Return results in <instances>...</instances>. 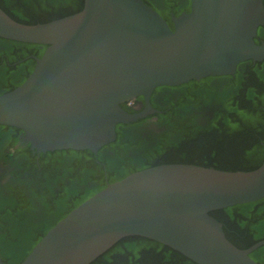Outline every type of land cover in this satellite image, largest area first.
<instances>
[{
  "label": "water",
  "instance_id": "obj_1",
  "mask_svg": "<svg viewBox=\"0 0 264 264\" xmlns=\"http://www.w3.org/2000/svg\"><path fill=\"white\" fill-rule=\"evenodd\" d=\"M169 25L143 0H84L72 14L27 24L0 7V37L42 47L33 68L0 94V126L35 154L98 150L131 114L130 100L159 86L233 75L264 59L263 0H190ZM264 198V159L252 170L162 163L105 185L50 227L19 264H91L127 236L170 247L196 264H260L210 212ZM0 264H4L0 257Z\"/></svg>",
  "mask_w": 264,
  "mask_h": 264
},
{
  "label": "trees",
  "instance_id": "obj_2",
  "mask_svg": "<svg viewBox=\"0 0 264 264\" xmlns=\"http://www.w3.org/2000/svg\"><path fill=\"white\" fill-rule=\"evenodd\" d=\"M11 6L21 0H0ZM145 3L149 4L146 0ZM84 0H35L25 10L0 7L21 23L35 24L79 11ZM5 6V5H4ZM264 36V24L257 29ZM0 94L20 84L34 61H11L39 45L0 37ZM35 48V49H31ZM41 48V49H40ZM27 68L26 73L14 72ZM14 72V73H13ZM183 87L176 104L158 108L165 127L147 137L135 130L115 128V139L95 156L90 150H56L41 153L38 166L28 144L13 148L22 132L0 126V163L11 177L0 180V257L4 264H19L41 236L77 204L105 185L144 167L162 163H194L219 169L252 170L264 159V59L244 61L233 75L203 78ZM216 80V82H215ZM201 84V85H200ZM211 87L203 89L206 85ZM203 91V92H202ZM193 104H197L193 105ZM126 109L127 105L124 106ZM192 110H190V109ZM207 111L201 115L196 111ZM129 110V109H128ZM112 152L109 154L107 152ZM10 167L7 168V164ZM5 175L4 173L2 174ZM221 221L226 237L238 248L264 238V198L210 212ZM60 217L51 224L54 217ZM264 264V245L250 253ZM91 264H196L181 253L141 236H127Z\"/></svg>",
  "mask_w": 264,
  "mask_h": 264
},
{
  "label": "flooded vegetation",
  "instance_id": "obj_3",
  "mask_svg": "<svg viewBox=\"0 0 264 264\" xmlns=\"http://www.w3.org/2000/svg\"><path fill=\"white\" fill-rule=\"evenodd\" d=\"M21 1L25 2L26 4L23 3L19 6L18 5L11 6L8 3H3L2 1H0V5L3 8L8 6V7H16L19 10L20 9L25 10L26 8L31 7L32 3L35 2V0H21ZM146 1L149 2V5H151L164 19L167 20V22L169 23L170 26H172L171 18L173 16H177L183 12H187L190 9V0H146ZM263 4H264V0H263ZM257 40L258 41H256V39H255V41L258 43L264 41V36L258 37ZM1 48H2V46L0 45V49ZM31 49H35V48H31ZM41 51L40 50H34L30 53H27V54L25 53V55H23L20 58H18V56H16L11 61H16V63H20V62H23V61L29 60V59H31V61H35V58L40 56ZM0 58L1 59L5 58L6 61H10V59L7 56H5L4 54H2ZM16 71H21L24 74L27 72V68H23V69L17 68L14 70V72H16ZM209 77H218V76H209ZM205 78H207V77H205ZM192 81H197V82L202 84L201 79L200 80H191L189 82H192ZM189 82L179 84V85H173V86H171V85L159 86V87H156L151 92L148 99H145L143 96H138L137 98L130 100L126 105H127V108L129 109V110L127 109V112H129L131 114L147 113L149 110H153V111L147 113L146 115H144V116H142V117H140L134 121L123 122L122 124H126L123 128L126 130H129V129H133L137 124H142L141 127H139L138 129L135 130V133H141L145 137H147V135L150 132H153L156 134L161 133L163 128L165 127V122L159 121L157 114L161 111L159 109H162V108H158V107L166 105L168 100L170 101V105L176 104L178 101V98L185 95L183 87L186 84H188ZM215 82H216V80H215ZM211 85L212 84L206 85V87L203 89V91L205 89L211 87ZM193 105L198 106L197 104H193ZM190 110H192V109H190ZM193 110H196V109H193ZM196 111L201 115L202 119L204 118L203 115L208 114L207 111H204V112L198 111V110H196ZM137 120H139L140 123H136V125L131 124V123L136 122ZM21 139H22V135L19 134L17 140L13 143V148H19V147L24 145L23 143L18 144L21 141ZM107 153L112 154V152H110V151ZM94 154H95V156L97 155V153H94ZM31 155L34 156L36 164L38 166H40L39 159H40L41 153L35 154L31 151ZM9 167H10V163L7 164V168H9ZM3 173L5 174L4 176L2 175ZM8 177H11L9 169H7L6 171H3L2 164L0 163V180H1V182H5L6 179H8ZM104 178L107 179V176L105 174H104ZM59 217H60V215L54 217L51 221V224L54 223Z\"/></svg>",
  "mask_w": 264,
  "mask_h": 264
}]
</instances>
